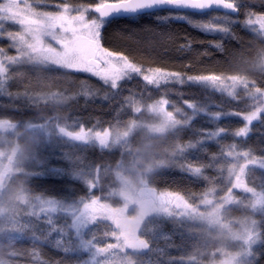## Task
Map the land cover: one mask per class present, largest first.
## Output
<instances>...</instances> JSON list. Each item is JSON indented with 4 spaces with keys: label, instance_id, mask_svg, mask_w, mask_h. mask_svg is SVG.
<instances>
[{
    "label": "trees",
    "instance_id": "1",
    "mask_svg": "<svg viewBox=\"0 0 264 264\" xmlns=\"http://www.w3.org/2000/svg\"><path fill=\"white\" fill-rule=\"evenodd\" d=\"M135 27L137 24L131 20L113 22L109 28L113 50L125 47L137 50L150 36L156 42L155 54L161 59L176 58L174 52L161 53V40L155 33L129 36L126 30ZM153 27L156 31L161 28L155 24ZM172 28L180 30L181 34L211 39L187 24L174 22ZM238 36L237 41L227 45L226 51L204 58L194 70L214 76L243 77L264 89V37L252 30H238ZM0 47L8 49L4 59L17 51L5 42H0ZM87 83L89 87L84 86L83 78L76 71L63 67L29 61L8 63L5 76H0V124L17 125L19 134L11 133L10 138L30 152L32 144L26 136L28 128L25 124L29 127L49 125L55 130L76 134L82 126L101 129L131 119L153 122L155 117L152 118L145 107L162 98L166 101V110L180 123L164 133L145 135L137 132L130 140V146L115 148L72 142L64 134L59 135L40 151L41 162L28 160L26 169L12 175L7 182L3 197L10 214L7 221L0 220V264H48L49 260L57 258L64 264H81L89 258L88 251L81 249L79 243L61 242L70 252L68 255L52 246L47 235L34 227L42 228L43 225L39 217L29 212L27 202L23 200V197L48 199L43 187L61 186V178L47 176L44 167V161L53 150L57 157L69 153L76 161L77 183L74 186L86 189L90 201L102 200L111 209L122 202L119 194L111 193L112 189L118 188L113 170L120 164L129 165L135 161L145 172V183L139 194L158 203L175 198L196 206L212 189L216 190L217 196L223 197L232 187L230 168L245 154L260 162L242 169V183L259 195L264 194V112L250 124L247 122L245 115L256 104L249 90H242L232 97L204 85L170 82L145 89L130 81L123 92L111 96L97 81L88 80ZM50 91H59L63 101L39 99ZM137 104L140 105L136 107ZM241 128L246 129L244 134H240ZM201 130L216 131L217 135L204 136ZM186 160L198 163L201 171L193 175L182 172L179 166ZM56 166L72 167V164L60 160ZM81 175H86L88 181ZM163 192L167 195L161 199ZM242 196L247 198V195ZM223 218L236 226L238 222L259 220L261 240L264 209L253 210L246 203L229 204L223 209ZM91 225L86 231L91 232L92 237L86 239L100 247L114 248L110 255L101 256V260L108 264H124V253L114 247L116 226L107 220H97ZM139 236L142 246L131 253L135 264H212L220 259L223 250L232 252L242 247L239 240L205 228L199 222L165 215L152 216L141 228ZM260 246L258 243L255 248Z\"/></svg>",
    "mask_w": 264,
    "mask_h": 264
},
{
    "label": "snow or ice",
    "instance_id": "2",
    "mask_svg": "<svg viewBox=\"0 0 264 264\" xmlns=\"http://www.w3.org/2000/svg\"><path fill=\"white\" fill-rule=\"evenodd\" d=\"M120 19L137 24L126 30L129 36L155 33L161 40V53L174 52L176 58L161 59L155 54L156 42L150 36L137 50L127 47L113 50L109 28ZM174 22L187 24L211 39L181 34L172 28ZM154 24L161 26L159 31L154 29ZM257 27L264 32V0H0V42L17 51L28 48L45 61L53 59V53L75 61L80 67L74 71L83 78L85 87H89L88 80H95L111 96L123 92L130 81L145 89L170 82L216 87L217 81L211 73L194 69L204 58L226 51L229 43L240 38L238 30ZM170 44L174 46L169 47ZM7 51L0 47V57ZM93 132L82 126L74 135L86 138ZM201 132L204 136L217 135L216 131ZM239 132L244 134L246 129ZM60 160H68L72 167L56 166ZM75 165L71 154L57 157L54 150L44 161L46 175L59 177L62 183L59 188L43 187L48 197L45 204L49 207L39 214L43 227L34 226L65 255L70 252L64 249L62 241L75 245L92 237L85 229V225L88 229L92 227L87 218L90 197L86 189L74 186ZM179 167L189 175L201 171L198 163L187 160ZM166 195L167 192L161 193V199ZM261 237V246L249 252L250 264H264V232ZM48 264H64V261L57 258Z\"/></svg>",
    "mask_w": 264,
    "mask_h": 264
},
{
    "label": "rangeland",
    "instance_id": "3",
    "mask_svg": "<svg viewBox=\"0 0 264 264\" xmlns=\"http://www.w3.org/2000/svg\"><path fill=\"white\" fill-rule=\"evenodd\" d=\"M252 31L264 37V32L257 27ZM53 59L42 60L36 54L32 53L28 48H21L19 51L9 57H0V76L4 77L6 72V64L17 61H29L40 64H50L66 69L74 70L80 67V64L75 61L65 60L57 54L53 53ZM217 81L216 87H211L222 91L229 96L236 97L238 92L249 90L250 95L256 101L254 108L245 115L247 122L250 124L253 120L264 112V89L256 87L255 83L239 76H214ZM179 83V82H178ZM61 93L59 91H50L48 94L39 96V99L59 101ZM63 101V100H61ZM140 104H137L138 107ZM165 99H155L145 108L151 117H155V121L146 122L145 120L131 119L125 123H119L112 127L101 129H93L92 135L77 136L75 133H66L64 131L55 130L51 126L29 127L26 135L28 141L32 144L30 152L12 141L11 133L19 134L18 126L10 123L0 124V220L7 221V216L10 212L4 201V192L9 181V178L19 171L25 170V164L28 160H41V152L51 145L59 135L64 134L72 142L78 143H95L103 148L124 147L129 145L130 140L137 132L141 134H159L164 133L170 127L177 125L180 121L170 114L166 108ZM249 124L246 126L248 129ZM80 131H77L78 133ZM95 133H100L96 135ZM41 151V152H40ZM239 155L238 157H240ZM237 157V158H238ZM241 158V157H240ZM239 158V159H240ZM242 159V158H241ZM238 160V159H237ZM247 161V164H243ZM259 159L244 155L242 160L235 161L229 171V179L231 189L219 197L216 190L212 189L201 197L200 203L196 206L189 204L183 199H169L165 203H158L157 200L146 198L145 195H140V187L145 183V172L140 169L138 163L120 164L113 172L116 174L118 188L112 189L111 193L119 194L121 204L111 209L104 205L102 200L92 199L87 209L88 224H92L97 220H107L112 222L117 229V240L114 245L117 250L124 253L126 262L124 264H135L131 256L132 252L138 251L142 246L140 239V230L145 223L154 215H165L173 218H182L193 222H199L205 228L215 229L230 236L231 239L239 240L242 247L240 250L229 252L223 250L218 261L212 264H248L251 257L249 252L255 249L260 242L259 220H248L238 222L237 226L232 222L225 221L223 218V209L229 204L246 203L253 210L264 209V194L259 195L256 190L246 187L241 180V172L245 166L259 163ZM166 164V163H165ZM164 164V165H165ZM84 179L86 175H81ZM91 180H89L90 182ZM241 195L237 196L236 193ZM247 195V198L243 197ZM28 210L31 214L39 217L42 210L49 206L45 204L47 198L35 197L27 199ZM237 222V221H236ZM87 225H85V229ZM81 249L88 251L89 258L81 264H108L101 260V256L110 255L114 248L97 246L92 240L85 239L84 243H79ZM116 263V261L114 262Z\"/></svg>",
    "mask_w": 264,
    "mask_h": 264
}]
</instances>
